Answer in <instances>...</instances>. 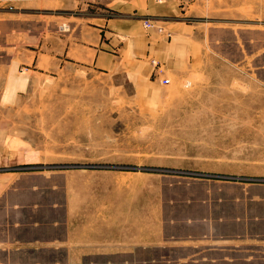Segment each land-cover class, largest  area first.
Returning <instances> with one entry per match:
<instances>
[{
	"label": "rangeland",
	"instance_id": "rangeland-1",
	"mask_svg": "<svg viewBox=\"0 0 264 264\" xmlns=\"http://www.w3.org/2000/svg\"><path fill=\"white\" fill-rule=\"evenodd\" d=\"M89 1L0 0V199L6 194L0 208L5 201L39 200L43 239L49 241L66 236L71 206L160 195L187 182L262 179L264 125L254 119L247 124L240 113L237 69L228 73L232 102L225 107L206 93L210 87L177 78L173 63L158 56L139 62L126 48L114 53L109 45L97 46L112 36L100 39L95 23L114 32L113 22L140 20L134 33L149 38L157 32L166 40L176 29L171 22L182 17L130 16ZM237 1L209 0L202 33L247 28L252 19L264 23V0ZM116 38L118 48L127 43ZM98 49L115 58L98 62ZM189 54L193 70L203 61L216 66L209 45ZM43 259L56 264L61 256L44 250Z\"/></svg>",
	"mask_w": 264,
	"mask_h": 264
},
{
	"label": "crops",
	"instance_id": "crops-1",
	"mask_svg": "<svg viewBox=\"0 0 264 264\" xmlns=\"http://www.w3.org/2000/svg\"><path fill=\"white\" fill-rule=\"evenodd\" d=\"M208 1L91 0L105 11H127L130 16L183 18L171 22L176 29L166 40L158 38L157 32L149 38L134 33L142 25L140 20L113 22L114 32L95 23L100 39L102 34L112 36L108 44L99 40L97 46L109 45L114 53L126 48L128 57L139 62L158 56L165 64L173 63L171 71L177 78L193 77V85L210 87L206 93L225 107L232 102L233 80L228 73L235 68L241 115L248 118L247 124L254 119L264 125V29L259 28L264 23L252 19L247 28L210 29L206 36L199 27ZM246 1L256 0L237 3ZM116 37L125 38L126 46L118 48L121 42ZM207 45L216 51L212 58L216 66L208 67L203 61L193 70L189 50L200 48L202 54ZM101 49L95 50L98 62L103 58L110 63L113 53ZM258 177L262 179L256 183L187 182L167 186L160 195H122L96 208L71 206L66 236L49 241L43 239L39 200L20 205L5 201L0 208V264H45L44 250L51 249L61 256L56 264H264V174ZM34 192L40 196L39 190Z\"/></svg>",
	"mask_w": 264,
	"mask_h": 264
},
{
	"label": "built area",
	"instance_id": "built-area-1",
	"mask_svg": "<svg viewBox=\"0 0 264 264\" xmlns=\"http://www.w3.org/2000/svg\"><path fill=\"white\" fill-rule=\"evenodd\" d=\"M159 3H163V2H165L166 0H157ZM145 26L147 27V28H149V29H151L153 26H152V24H150V23H145ZM163 84L164 85H169L170 84V80L169 79H164L163 81Z\"/></svg>",
	"mask_w": 264,
	"mask_h": 264
}]
</instances>
